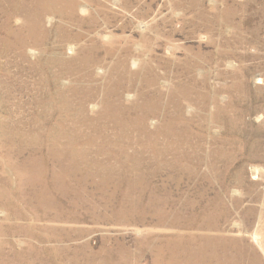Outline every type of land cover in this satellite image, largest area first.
<instances>
[{
  "label": "rangeland",
  "instance_id": "obj_1",
  "mask_svg": "<svg viewBox=\"0 0 264 264\" xmlns=\"http://www.w3.org/2000/svg\"><path fill=\"white\" fill-rule=\"evenodd\" d=\"M0 264H264V0H0Z\"/></svg>",
  "mask_w": 264,
  "mask_h": 264
}]
</instances>
